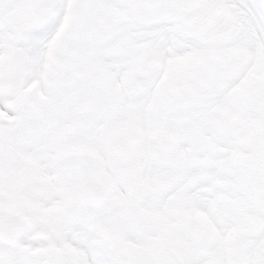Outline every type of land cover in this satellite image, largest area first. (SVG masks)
<instances>
[{
  "label": "snow or ice",
  "instance_id": "1",
  "mask_svg": "<svg viewBox=\"0 0 264 264\" xmlns=\"http://www.w3.org/2000/svg\"><path fill=\"white\" fill-rule=\"evenodd\" d=\"M0 264H264V0H0Z\"/></svg>",
  "mask_w": 264,
  "mask_h": 264
}]
</instances>
